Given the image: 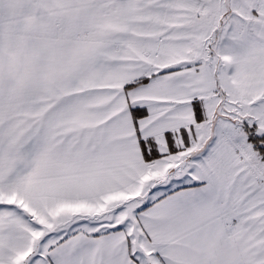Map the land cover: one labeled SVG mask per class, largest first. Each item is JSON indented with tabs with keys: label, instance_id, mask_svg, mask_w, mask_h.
Returning a JSON list of instances; mask_svg holds the SVG:
<instances>
[{
	"label": "snow or ice",
	"instance_id": "6c2138e0",
	"mask_svg": "<svg viewBox=\"0 0 264 264\" xmlns=\"http://www.w3.org/2000/svg\"><path fill=\"white\" fill-rule=\"evenodd\" d=\"M0 264H264V0H0Z\"/></svg>",
	"mask_w": 264,
	"mask_h": 264
}]
</instances>
